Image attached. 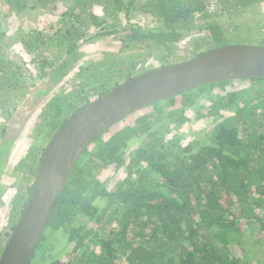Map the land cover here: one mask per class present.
I'll use <instances>...</instances> for the list:
<instances>
[{"label":"trees","instance_id":"obj_1","mask_svg":"<svg viewBox=\"0 0 264 264\" xmlns=\"http://www.w3.org/2000/svg\"><path fill=\"white\" fill-rule=\"evenodd\" d=\"M262 2L6 0L15 13L46 17L19 29V49L30 60L10 51L0 18V90L24 95L18 111L0 126V177L31 111L38 110L39 118L29 129L27 153L12 168L21 181L8 203V239L46 144L75 112L158 67L224 45L264 46L263 25L243 33L233 23ZM138 15L149 17L148 23L135 21ZM105 36L120 42L116 55L94 51L95 41ZM187 38L191 47L180 55L178 44ZM42 49L55 50L59 58H39ZM96 52L103 53L100 60L81 63ZM69 79L74 86L65 87ZM58 86V94H49ZM109 166L125 176L112 184L111 176L102 175ZM263 243L264 77H242L155 102L98 136L71 170L32 259L33 264H264L257 252Z\"/></svg>","mask_w":264,"mask_h":264},{"label":"water","instance_id":"obj_2","mask_svg":"<svg viewBox=\"0 0 264 264\" xmlns=\"http://www.w3.org/2000/svg\"><path fill=\"white\" fill-rule=\"evenodd\" d=\"M242 77H264V46L224 45L158 67L134 76L75 112L45 146L32 192L1 253L0 264H30L71 170L98 136L155 102Z\"/></svg>","mask_w":264,"mask_h":264},{"label":"rangeland","instance_id":"obj_3","mask_svg":"<svg viewBox=\"0 0 264 264\" xmlns=\"http://www.w3.org/2000/svg\"><path fill=\"white\" fill-rule=\"evenodd\" d=\"M101 13V10H99ZM0 18L3 20L2 22L6 24L7 27V33L4 38H6L9 41L10 46L8 48L11 52H13L14 56H22L24 60H30L29 57L20 51V46L17 41V37L19 35V29L27 30L31 26H35L38 24V22H42L46 19L43 12L37 13L31 12V11H24L20 12V14L15 13V11H12L9 7V5L6 3V0H0ZM53 20V18H51ZM135 21H139L142 23H148L149 17L141 19V16L138 15L134 19ZM235 21L233 23L239 24L238 28L241 32L246 33V31L249 29H256L258 24L261 26H264V2L256 4L250 8L247 9V12L244 13L241 17L234 18ZM252 27H251V26ZM239 31V30H238ZM237 31H234L236 33ZM3 38V39H4ZM189 38L182 41L178 44V53L180 55H183L185 53V50H188L191 46L189 44ZM241 44H251L256 45L257 43H241ZM94 51H101L104 53H107V56H110V54L116 55V51L120 49V42L117 39H112V37L105 36L101 39H98L94 43ZM44 49V48H43ZM42 51V55L39 56L41 59H51L53 57H56V59L59 58L58 54L55 52V50H47ZM91 53L88 57L83 59V62H90L89 60L98 61L102 58L103 53ZM80 63V64H81ZM151 63V59L147 58L146 65ZM147 67V66H146ZM74 82L73 80L69 79L67 81V84H65V87H72ZM61 87V86H60ZM60 87L52 88L49 91V94L57 93L60 91ZM64 88V86H63ZM18 91V90H17ZM4 92L0 90V126L5 123V121L8 119L9 113L12 112L14 109L19 108V104L23 100V94L21 91L16 92ZM18 111V109L16 110ZM26 112H24L22 115H26ZM38 110H33L30 113V116L28 117V126L26 130H29L32 128V126L38 122ZM5 120V121H4ZM203 123V122H202ZM201 123V124H202ZM199 128V126H197ZM25 129L21 130L20 136H18L12 143L8 154L6 155V163L3 172L1 173L0 177V246H2L6 240L8 239V236L6 233L10 232V226L9 222L7 220V217L9 216L10 212V206L9 201L10 198L14 195V192L19 187L18 183L21 181V173L17 174L12 171V168L16 166L19 162V160L27 153L26 149L31 144L32 140L30 137V130L26 131ZM136 142H131L130 147L136 146L134 144ZM105 176H111L113 179L112 184L117 182L119 179L123 178L125 176V172L123 169H116L114 166H109L104 173L102 174ZM3 187V190H1ZM61 243V241H60ZM258 254L260 256H264V243L263 246L257 250ZM46 255H50V251H45ZM35 259V258H34ZM34 259H32L30 264H33Z\"/></svg>","mask_w":264,"mask_h":264}]
</instances>
